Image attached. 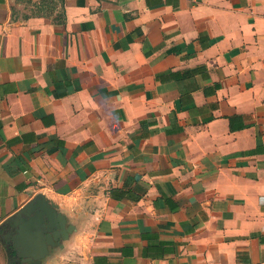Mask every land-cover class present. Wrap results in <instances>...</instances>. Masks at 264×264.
I'll return each mask as SVG.
<instances>
[{"label": "crops", "instance_id": "obj_1", "mask_svg": "<svg viewBox=\"0 0 264 264\" xmlns=\"http://www.w3.org/2000/svg\"><path fill=\"white\" fill-rule=\"evenodd\" d=\"M38 195L42 264H264V0H0V264Z\"/></svg>", "mask_w": 264, "mask_h": 264}, {"label": "water", "instance_id": "obj_2", "mask_svg": "<svg viewBox=\"0 0 264 264\" xmlns=\"http://www.w3.org/2000/svg\"><path fill=\"white\" fill-rule=\"evenodd\" d=\"M21 214L26 215L19 219L24 220V224L14 221L16 231L7 239L11 242L7 249L8 264H42L50 253V247L62 245L73 231L66 217L43 195L32 199ZM29 236L34 238V247L25 246Z\"/></svg>", "mask_w": 264, "mask_h": 264}]
</instances>
